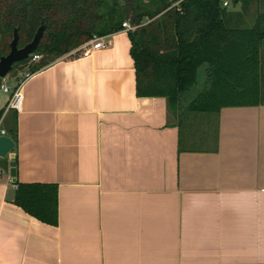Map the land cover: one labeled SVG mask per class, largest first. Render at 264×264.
Segmentation results:
<instances>
[{"label": "crops", "instance_id": "crops-1", "mask_svg": "<svg viewBox=\"0 0 264 264\" xmlns=\"http://www.w3.org/2000/svg\"><path fill=\"white\" fill-rule=\"evenodd\" d=\"M102 36L27 79L20 110L0 90V130L17 128L0 157V264H264V100L175 113L137 95L128 30ZM16 183L58 186L57 226L14 204Z\"/></svg>", "mask_w": 264, "mask_h": 264}, {"label": "trees", "instance_id": "trees-1", "mask_svg": "<svg viewBox=\"0 0 264 264\" xmlns=\"http://www.w3.org/2000/svg\"><path fill=\"white\" fill-rule=\"evenodd\" d=\"M120 1L0 0V58L10 51L15 29L22 47L44 24L35 52L42 58L30 65L36 72L94 34L122 30L129 20L136 26L128 33L138 96H164L175 113L260 102L261 0H234L241 3L240 11L228 10L224 0H180V8L171 0ZM29 59L14 64L12 72ZM9 134L16 142V123ZM14 204L45 224L58 225L57 185L16 183Z\"/></svg>", "mask_w": 264, "mask_h": 264}, {"label": "built area", "instance_id": "built-area-1", "mask_svg": "<svg viewBox=\"0 0 264 264\" xmlns=\"http://www.w3.org/2000/svg\"><path fill=\"white\" fill-rule=\"evenodd\" d=\"M171 1L173 2L175 1L173 5L180 8V2H181L180 0H171ZM223 4L227 6L228 2L225 1ZM122 26H123V29H126L128 31L129 30L132 31L136 29V26L131 24L129 20H125L122 23ZM106 46H107V43L104 41V36L94 34L92 38L85 41L83 44L76 47L75 49L71 50L70 52H68V54H72V53H76L80 51L82 52L83 56H89L96 50L100 48H104ZM29 58H28L29 60L25 64L19 65L23 68V71L16 70L17 72L18 71L21 72L18 74V76H20L21 78L17 81V85L15 89L11 90L9 86L1 83V89L6 93L11 94L8 100V103H7L6 111L8 109H16V110L21 109L22 101H23L22 86L27 79L31 78L37 72V71L36 72L31 71L30 65L38 62L42 58V55L40 53L34 52L32 55H30ZM0 134H6L5 130H0Z\"/></svg>", "mask_w": 264, "mask_h": 264}, {"label": "water", "instance_id": "water-1", "mask_svg": "<svg viewBox=\"0 0 264 264\" xmlns=\"http://www.w3.org/2000/svg\"><path fill=\"white\" fill-rule=\"evenodd\" d=\"M45 25H41L35 33L33 39L26 45L20 47V35L18 29L14 31V37L10 43V51L0 58V78H5L13 69L14 64L22 62L30 57L38 49L45 33ZM1 89V84H0ZM15 140L7 135L0 134V157L5 158L14 149ZM10 175L16 177V163L11 162Z\"/></svg>", "mask_w": 264, "mask_h": 264}, {"label": "rangeland", "instance_id": "rangeland-1", "mask_svg": "<svg viewBox=\"0 0 264 264\" xmlns=\"http://www.w3.org/2000/svg\"><path fill=\"white\" fill-rule=\"evenodd\" d=\"M128 1H130V0H128ZM225 1V0H224ZM228 1H231V3H230V6L229 7H227L228 8V10H233L235 7L237 8V7H239V6H237V5H240V4H234L235 2H233L232 0H228ZM263 0H261V2H262ZM124 0H121L120 1V3L121 4H124ZM260 8V10H261V7H259ZM102 10L104 11L105 9L104 8H102ZM241 10V9H240ZM16 70H19V71H23V68L21 67V66H19V64H17L16 66H15V69H14V71L12 72H10L5 78H2V82H5V81H8V82H10L9 81V77L11 76V77H15V80L17 79V80H19L21 77L20 76H18V74L19 73H21V72H17ZM262 75H263V80L261 81V99L262 100H264V72H262ZM0 90H2V89H0ZM6 94V93H5ZM4 93H3V95H5Z\"/></svg>", "mask_w": 264, "mask_h": 264}]
</instances>
